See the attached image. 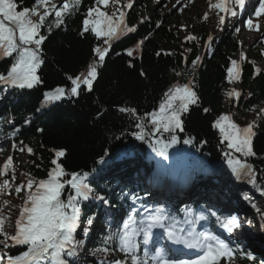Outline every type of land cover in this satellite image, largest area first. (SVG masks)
Masks as SVG:
<instances>
[{"label":"trees","instance_id":"1","mask_svg":"<svg viewBox=\"0 0 264 264\" xmlns=\"http://www.w3.org/2000/svg\"><path fill=\"white\" fill-rule=\"evenodd\" d=\"M58 1L55 0L56 3ZM16 3L32 7L34 0H16ZM158 3L159 0H140L128 11L126 23L130 27L137 26V30L112 42L105 62L98 68V78L90 92L82 90L77 97L59 101L45 103L44 100V93L56 86L70 88L67 77L85 72L87 66L96 59L93 48L102 44V39L98 40L90 30L80 35L82 21L87 9L94 6V0H81L78 10L65 16L64 23L59 28L53 27L51 33L47 30V24L54 20V14L47 18L45 27L41 28V34L47 37L41 45L43 63L37 70L42 84L32 89H9V85L0 81V96L5 98L0 109V157L7 149L6 140L11 146L9 152L14 168L18 146L26 145L34 150L33 154H28L25 149L26 161L21 168V175L16 172L15 181H11L10 168L8 176L0 177V182L9 179L14 188L22 181L26 182L28 174L37 180L44 179L52 167L50 161L55 151L65 150V156L59 158V162L67 173H90L86 183L92 189V194L89 200L81 204V220L83 222L95 216L100 222L93 230L91 239L83 237V223L77 229L76 238L85 240L79 250L81 253L86 245L92 250L104 247L101 244L102 237L109 231L122 229L123 222L114 223L98 217L99 208L104 205L122 206L126 210L125 217L133 216L139 221L140 214L128 210L131 208L129 202L148 196L152 189L188 191V188H194L198 190V195L189 207L196 209L200 206L206 210L209 208L206 202L199 200L200 194L212 189L221 191L232 196L237 205L241 204V208L254 210L258 221L264 226V117L253 138L252 147L256 155L245 158L233 154L254 166L255 185L249 183L248 176L233 174L227 163L229 157L225 155L230 150L226 142H221L219 130L212 127L225 110L237 116L238 125L244 127L251 114L258 113L264 107V71L257 74L256 64L252 60V57L264 60L263 46L258 43L250 47L246 59L241 63L238 79L241 96L239 100L235 96L229 97L227 93L230 92L231 82L227 68L242 50L236 27L222 31L213 42L212 49L202 56L208 30L200 20L199 13L196 15L198 22L190 26L188 24V27L195 29L200 39L195 36V40H185L181 38V13L177 9L171 13L161 12ZM100 7L109 14L107 8ZM145 17L147 19L140 23ZM157 23H160L159 28L156 27ZM139 41L143 43L137 48ZM182 44L191 51L183 50ZM129 48L133 49L132 56H128L125 51ZM157 52L160 55H156ZM197 56L201 60L193 69L191 62ZM14 62L15 54L0 55V75L6 76ZM191 79L199 100L182 115L184 130L159 132L155 136L157 132L148 123L150 117L145 116V113L158 110L164 94L174 84L183 85ZM121 107L134 108L136 113L120 112ZM203 108H208L209 112L204 113ZM138 123L145 124L144 140H138L133 135L140 131L136 127ZM173 135L177 138L176 143H171ZM186 139L192 142L185 144ZM157 140L159 144L155 143ZM13 143L16 148L12 147ZM165 145L166 158L159 154V149ZM101 157H104L103 162L100 161ZM69 191L66 188L62 199L67 198ZM4 195L0 193V205H3L6 224L13 225L6 230H14L18 209L23 203V193L17 196L13 191L12 195H8L10 200L6 205L3 204ZM99 196H103L108 203L93 198ZM164 209L173 217L176 227H187L184 223L187 208L182 211L184 219L177 211L169 207ZM221 211L218 216L223 215ZM208 217L213 227L216 218L210 214ZM136 239L141 242L137 255L142 257L145 248L143 235ZM254 243L264 250L263 235ZM107 246L115 247V244ZM147 248L150 256L153 255L154 250ZM233 249L237 253L251 252L255 257V260H251L244 255H236L234 264H252L264 260V256H258L248 244L243 246L242 242L235 243ZM25 250V246H16L9 254L14 256ZM123 256L120 253L116 258L122 259ZM79 260L81 264H98L99 261L92 254L79 256Z\"/></svg>","mask_w":264,"mask_h":264},{"label":"snow or ice","instance_id":"2","mask_svg":"<svg viewBox=\"0 0 264 264\" xmlns=\"http://www.w3.org/2000/svg\"><path fill=\"white\" fill-rule=\"evenodd\" d=\"M119 5L120 0H94V6L87 9L82 21L80 35L83 36L89 30L102 44H97L93 48L96 57L88 66L85 72H80L76 76H68L70 88L56 86L44 93L45 103L59 101L64 98L77 97L82 90L92 91L94 81L98 78V68L105 62L106 55L109 53L114 40H118L122 35L132 33L137 30V26H129L125 20V12L117 9L109 15L106 10H101L100 6L110 4ZM81 0H60L59 5L55 0H34L32 7H23L16 3V0H0V55L12 56L15 54V62L7 75H0V81L6 85L18 87L20 89H32L35 85L42 84L38 75V68L43 63L41 58V45L47 38L41 34V28L45 27L48 17L54 14V20L47 24V30L51 33L53 27L59 28L64 23L65 16L78 10ZM180 3V0H177ZM246 3H253L254 11L244 22L248 29L256 28L260 30L262 24L259 22L264 18V0H217L216 3H210L212 9H218L227 16H237L238 10H244ZM127 8L133 6L132 0L125 5ZM42 9V11H41ZM36 17V19H33ZM253 17L257 18L254 23ZM208 18V13L204 14ZM142 18L140 23L144 22ZM225 25V15H219L218 27ZM157 28L160 23H157ZM240 28H236L237 33ZM147 39V37H145ZM197 39L194 35L185 36V40ZM213 37L208 36V45L211 47ZM143 41H139L136 47L139 48ZM128 56L133 55V49L125 50ZM190 52L191 49H188ZM168 54V53H165ZM119 55V53H117ZM156 55H160L157 52ZM241 60L245 59V54L241 52ZM201 58L197 56L192 60V67H197ZM254 63V62H253ZM131 66V65H130ZM259 74L261 69L256 68ZM229 82L240 78V64L237 60H231V66L227 68ZM143 74V73H142ZM180 75V73H176ZM194 81H189L183 85L176 83L164 94V99L159 103L158 110L145 113L150 117L148 123L152 125L155 132H175L177 129L183 131V121L181 119L184 113L189 111L191 105L198 103L199 97L194 90ZM229 97L235 96L239 100L241 93L235 89L228 92ZM251 96L252 94L249 93ZM120 112L135 114L134 108H119ZM204 113H208V108H203ZM264 109L260 110V115ZM30 123V121H25ZM136 127L139 132L133 135L138 140L145 139V124L138 123ZM213 128L219 130L221 142L227 141L225 155L228 156L227 163L233 174L249 177V183L255 185V169L247 160H241L240 157H234L233 153H239L242 157H253L256 153L252 147L253 137L256 135L253 130L255 121L247 126L241 127L232 120L231 115L221 114L212 124ZM18 131V130H17ZM38 131H43L38 129ZM176 136L171 137V143H176ZM191 139H186L185 144L191 143ZM22 143V142H21ZM159 144L160 141L155 142ZM13 148L16 144L13 143ZM165 145L159 149L161 156L167 157ZM28 154H33L34 150L30 146H24L19 149ZM156 150V149H154ZM107 150L105 155H107ZM65 156V150H56L54 158L51 159L52 167L48 170L47 177L44 179H35L30 174L26 182H21L13 188L9 179H3L0 182V193L12 195L14 191L17 196L23 193L22 205H20L19 216L14 222V232L6 230L7 227H13L6 224V217L3 214V205H0V264H81L79 260L80 249L85 244L84 239H77L76 232L83 223V237H88L95 216L87 218L82 222L83 215L81 204L89 200L92 189L86 183L90 173H67L59 162V158ZM104 157L100 158L103 162ZM11 168V181L16 179V171L13 167V158L9 156L2 167H0V177H7ZM95 171V169L93 170ZM66 188L70 189L67 198L62 199V193ZM108 203L103 196L93 197ZM8 201H4L6 205ZM147 213L139 222L129 216L123 221L122 229L109 231L101 239L104 247H97L92 250V255L102 253L108 256L115 252L118 256L123 253L122 259L111 256L109 259H100L98 264H221L222 258H226L229 264H234L236 255H244L248 259L255 260L251 252H239L224 239L210 230H198L197 224L201 221H207L209 217L204 212L195 215L191 211L186 213L184 221L186 228L176 227V222L163 207H156L154 211L150 208H144ZM216 217V223L231 234L242 227L240 220L236 216L221 218L215 212L210 213ZM247 223L251 224V221ZM154 229H161L162 232L155 233ZM143 235V245H145L143 256L137 255V250L141 242L137 237ZM161 243L167 240L170 244L180 246L168 248L166 246L156 247L155 254H149L147 245L153 241ZM109 244H115V247H108ZM16 246H25L26 250L17 254L10 255L9 251ZM188 251L193 255L189 256ZM180 253V255H177ZM264 264V260L260 261Z\"/></svg>","mask_w":264,"mask_h":264},{"label":"rangeland","instance_id":"3","mask_svg":"<svg viewBox=\"0 0 264 264\" xmlns=\"http://www.w3.org/2000/svg\"><path fill=\"white\" fill-rule=\"evenodd\" d=\"M138 1H140V0H132V3L135 4ZM128 2H129V0H120L119 5H113L110 2V4L107 6V9L109 11V15H112L113 12H117V9L123 10L126 14L128 12V10L130 9V8H127L125 6ZM210 3H216V2H215V0H180V3H177V0H160L158 3V9H159V11L166 12V13H171V11H173V9H177L178 12L181 13L182 18H181L180 25L183 28L182 35H181L182 39H185V36H187V35H194L198 38V40L200 39L199 33L195 29L188 27V24L190 26V25L196 24L198 22L199 19L196 15H197V13H199V15H200L199 18H200V20H202V22L207 27L208 34L213 37L210 48L207 47L208 39L205 42L204 51H206V52H209L212 49L213 42L218 38V35L220 34V32L222 30H224L228 26L237 25V27L241 29L240 30V36H241L242 46H243V49L241 50V52H243L246 55L248 53V51H247L248 48L252 47L254 44L259 43L260 45L263 46L262 52L264 53V18H261V20L259 21L262 24L261 30L256 32V28L254 27L252 29V31L250 32V31L246 30L247 25L244 23L250 16V15L248 16V9H245V13H244L243 18L241 17L242 10L237 9L238 13H239L237 16H235V17L228 16L227 18L225 17V25L222 27H218L219 15H224V13H222L220 10H218V16L212 17V16L208 15L207 19L204 18V14L206 12L208 13L210 11ZM252 9L254 11V7ZM117 15H118V12H117ZM253 20H254V23L257 22V18L253 17ZM241 52L235 57L238 62L243 61L240 59ZM253 61L256 63V68H260L261 71H264V60H260L257 57H253ZM234 89L237 91L241 90L239 87L234 88ZM4 100H5L4 96L3 97L0 96V106L2 105ZM223 114L231 115L232 113L230 114L229 110H225ZM231 117H232V120L238 124L237 116H235V117L231 116ZM262 117H264V113H262L260 115H257V113L251 114L249 121L246 125H248L250 122L255 121L254 129L257 130V126L260 124ZM158 134L159 133H156L155 135L157 136ZM6 142H7V140H6ZM224 142H226V144H227V141H224ZM252 144H253V140H252ZM7 146H9V145H7ZM21 147L22 146L17 147L18 157H17V164L15 167V170H16L18 175H21L20 174L21 168L26 161L25 151L24 152L19 151V149ZM8 149H9V147H8ZM8 149L5 152L3 158H0V167H2L4 165L7 158L9 157ZM235 154L237 156H241V154H239V153H235ZM165 195H167V197H170L171 199H174L173 198L174 196L171 194H165ZM2 198H3V202L4 201L9 202V200H10L7 194H5L4 197H2ZM161 198L162 197H158L157 200L155 201V203H159V205H167L169 201L168 202L164 201V198H163V200H161ZM152 202H153V200L151 199V195H149L148 199L145 202L139 204V202H137V200H133L131 202V204L133 206L134 205H137V206L140 205L139 206L140 209H144L148 206V204H151ZM19 209H18V213H19ZM176 210L177 211L180 210L179 202L176 205ZM248 211L250 213L249 221H251V225L249 223H247L248 231L257 230L255 228V226L253 225V223L257 224L259 222L257 219V214H255V211L252 209H248ZM102 212L103 213H101V215L103 216V214H104V217L106 219L113 220V219L117 218L118 214L120 213V210H116V209H113V208L105 205L103 207ZM114 215H115V218H114ZM115 221H117V220H115ZM99 223L100 222L98 221V219L95 218L94 223L91 227V231L89 233V237H91V235L93 234L94 227H96V225L98 226ZM198 224L203 225L200 228V230L206 229L204 222L202 223V221H201ZM7 231H9L10 233L14 232V230H7ZM82 232H83V229H82ZM260 233H262V234H260L261 236L264 235V228H262ZM247 234L251 235L250 232ZM253 234L255 235V233H253ZM83 250H84V252H83L84 255H89L92 253V249H90V248H83ZM254 250L256 253H258V256H260V257L264 256V250L263 251H259L258 249H254ZM0 251H8V250L0 249ZM115 255H116L115 252L110 253L108 256H104L102 253H97L95 256L93 255V257L95 259H98V260H100L101 258L106 260V259H109L111 256H115ZM221 264H228L227 259L222 258ZM252 264H260V262L256 261V263H252Z\"/></svg>","mask_w":264,"mask_h":264},{"label":"bare ground","instance_id":"4","mask_svg":"<svg viewBox=\"0 0 264 264\" xmlns=\"http://www.w3.org/2000/svg\"><path fill=\"white\" fill-rule=\"evenodd\" d=\"M215 2H217V0H215ZM208 15H210V16H212V17H216V16H218V9H212L211 7H210V11L208 12ZM260 30H261V28H260ZM259 30V31H260ZM256 32H258L257 30H256ZM263 118V117H262ZM257 125V124H256ZM164 198V201H169L168 203H170V205L171 206H176L177 205V201L178 200H175V199H171L170 197H167V196H164V197H162V199ZM177 202V203H176ZM249 233V232H248ZM251 233V232H250ZM250 235V234H249ZM251 236V235H250Z\"/></svg>","mask_w":264,"mask_h":264}]
</instances>
